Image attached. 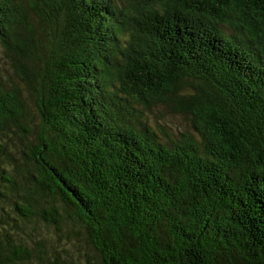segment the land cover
Instances as JSON below:
<instances>
[{"label":"trees","instance_id":"16d2710c","mask_svg":"<svg viewBox=\"0 0 264 264\" xmlns=\"http://www.w3.org/2000/svg\"><path fill=\"white\" fill-rule=\"evenodd\" d=\"M26 2L0 0V264H264V0Z\"/></svg>","mask_w":264,"mask_h":264},{"label":"rangeland","instance_id":"374dc122","mask_svg":"<svg viewBox=\"0 0 264 264\" xmlns=\"http://www.w3.org/2000/svg\"><path fill=\"white\" fill-rule=\"evenodd\" d=\"M27 0H21L22 4H26ZM123 1V0H118ZM146 120L151 123L152 127L156 129V131L163 130L165 133L169 135V137H176L179 132L187 131L188 130V121L185 120L182 116L179 115H173L164 110L161 107L155 108L153 111H150L147 113ZM6 208V207H5ZM18 219V218H17ZM2 218H0V221ZM2 223H0V227ZM17 224L21 225V222L17 220ZM38 231L43 236H46L47 238L53 239L56 243H59L58 245L61 246V244L67 240L66 233H57L53 230L52 227L45 228L41 222H36V227ZM75 235V234H74ZM74 235H70V239H79L78 245L81 246V253L84 251V245L83 242L80 240V235L75 237ZM73 237V238H72ZM70 254H72V257L75 254V249L72 248V250H69ZM62 256L64 253H61ZM65 256V255H64Z\"/></svg>","mask_w":264,"mask_h":264}]
</instances>
